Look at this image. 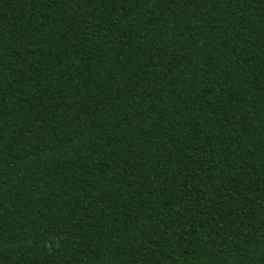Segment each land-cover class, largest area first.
Returning a JSON list of instances; mask_svg holds the SVG:
<instances>
[{
  "label": "trees",
  "instance_id": "trees-1",
  "mask_svg": "<svg viewBox=\"0 0 264 264\" xmlns=\"http://www.w3.org/2000/svg\"><path fill=\"white\" fill-rule=\"evenodd\" d=\"M0 264H264V0H0Z\"/></svg>",
  "mask_w": 264,
  "mask_h": 264
}]
</instances>
